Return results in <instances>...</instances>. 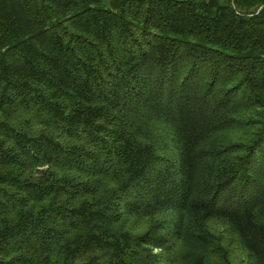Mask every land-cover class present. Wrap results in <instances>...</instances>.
Segmentation results:
<instances>
[{
    "label": "trees",
    "instance_id": "obj_1",
    "mask_svg": "<svg viewBox=\"0 0 264 264\" xmlns=\"http://www.w3.org/2000/svg\"><path fill=\"white\" fill-rule=\"evenodd\" d=\"M103 1L0 0V264H264V0Z\"/></svg>",
    "mask_w": 264,
    "mask_h": 264
},
{
    "label": "rangeland",
    "instance_id": "obj_2",
    "mask_svg": "<svg viewBox=\"0 0 264 264\" xmlns=\"http://www.w3.org/2000/svg\"><path fill=\"white\" fill-rule=\"evenodd\" d=\"M179 1H183V0H179ZM102 7H107L106 1L104 0L101 4ZM212 229L213 232H218L221 230H226L227 228L225 227V223L221 222V221H217V220H213L210 222L209 224V229ZM228 241L226 240V243ZM240 253H238L239 255Z\"/></svg>",
    "mask_w": 264,
    "mask_h": 264
}]
</instances>
